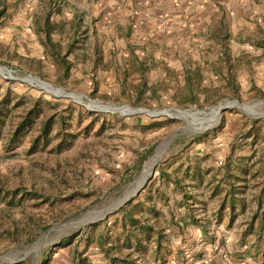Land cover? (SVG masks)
<instances>
[{"label":"rangeland","instance_id":"obj_1","mask_svg":"<svg viewBox=\"0 0 264 264\" xmlns=\"http://www.w3.org/2000/svg\"><path fill=\"white\" fill-rule=\"evenodd\" d=\"M2 1L8 14H4L0 20V64H8L33 72L52 84L69 91L84 93L93 99L110 101L116 104L128 103L132 106H141L149 109L176 105L194 107L196 109L179 111L177 116L180 119H171L169 121L163 117L154 119L145 114L125 117L116 113L109 114L106 112L89 111L79 104L73 103L75 105L73 106L66 104L67 102L59 101L58 110L69 118L68 131L72 135L67 136L68 141L65 145L58 147L60 138L54 137L46 145L39 144L31 152L29 149L36 134V131L33 129V131L20 138L14 149L7 151L6 145L10 129L17 120V115L21 108L20 105L13 107L16 99H12L9 104V107L12 108L6 117L5 124L2 126L0 137V187L8 189L22 184L47 192H58L61 195V200L38 206H35L32 202H28L25 206H18L12 210H8L0 202V254L10 249H13L11 253L17 251L26 252L47 233L49 228L77 219L88 210L108 206L117 198L122 197L129 184L139 177L144 166L145 168L148 166L149 162L147 164L146 162L168 141L160 144L153 153L155 146L171 133H175L173 140L164 148L163 155L156 165H154L153 174L151 176L148 175L149 177L147 176L148 178L144 187L132 198L133 203L147 200L149 197L157 198L154 191L157 190V187H162L161 182L159 183L160 178L158 177L161 171L166 172L169 167L175 166L176 160L182 159L183 161V157L192 155V153L195 155V152L201 149L202 145L197 141H193V138L202 136L201 140L208 141V144L211 146L209 148L210 155L215 160L221 158L223 161L229 153L232 143L236 145L235 152L237 154L251 155L256 150L254 146H250L251 138L242 136L240 131L246 123H249V120L264 118V115L260 117L253 116L260 113L264 114V90L253 89L252 92H249L250 89H247L240 91L236 87V78L235 74L231 73L232 71L230 73L235 78L232 86L228 83L224 85V81L220 75L209 77L205 81H201V84L194 85L193 93H197L198 100L192 103H179L177 98L184 93L188 94V91L181 92V95L176 94L178 90L174 86L175 83L171 81L174 77V73L172 74L171 72L167 73V75H170V81L166 82L163 88L159 87V92L155 94L145 93L137 95L134 90L127 87L126 89H120L119 87L110 89L105 97L100 96V94L83 92L76 86L69 87L66 84L59 83L55 79L52 70L50 71V68L42 69L43 65L41 66L40 63H37L26 51L25 45L30 39L27 28L34 20H30L29 14H25L24 11L25 8H29L31 5L25 4L24 6H20L17 2H13V0ZM259 4L261 8L260 15H258L260 16L259 19L254 20L247 17L248 21L246 23L243 22L245 23L244 27L264 28V2L261 1ZM47 6L45 0H35L32 10L36 11V15L41 18ZM12 11L14 13L11 14ZM249 15L252 17V13H249ZM256 51L257 49L255 48L245 46L239 48V56H243L242 61L244 63H251V66L259 65L264 70V52L257 53ZM198 61L200 63L221 62L219 58L210 62L206 59ZM225 63V66H230L232 70L233 64L227 63V61ZM31 65L38 72L31 69ZM215 67L218 68L219 66H214L211 71L215 70V72L220 74V70H216ZM206 71L209 72L208 69ZM261 87L264 88V85ZM7 90L17 98H21L24 102H30L40 96V93L36 89L0 78V99H2L4 92ZM43 98L46 101H50L45 96ZM231 102L248 103L252 111H245L238 106H226ZM220 105L227 108L221 111L219 120L213 126L197 132L189 131L186 128L187 121L198 122L199 120L209 119L218 111ZM107 107L111 108L110 106ZM43 108L45 111L52 112L50 107L45 103L43 104ZM114 109L123 111L119 107H114ZM135 119H139L143 123L150 121L151 123H165L160 130L149 135L147 141H141L136 135L124 132V128H129L127 126H132L134 130L135 124H131V122L135 121ZM239 140L241 141L239 142ZM124 143L127 144L126 147H124ZM144 144L148 147V152L145 155L146 158L143 160L139 158V161H137L134 158V149L138 145L143 146ZM122 147L126 149L123 154ZM126 152L128 153L126 154ZM64 178L67 179L66 182ZM164 178L167 181L168 178L166 176ZM135 186H137V183L129 187L130 191L134 188L136 189L137 187ZM76 190L81 192H73ZM221 198V195L207 196V201L199 203L200 211L197 212L200 219L204 221V224L206 226L210 225V228L207 227L210 232L207 236L213 237V235H216L217 238L223 239V244H207L205 241H208V237L204 236L199 226L191 221L183 226V232H179L177 228H175V231H172L170 228L167 229L166 237L162 240L161 247L157 248L152 241L146 242V249H133L134 254H137L144 264H262L259 253L253 257L251 255L242 256L243 254L239 255L237 252L234 255L231 252L233 249L238 247L240 253H245L246 246H242L241 243L236 242L237 240L229 242V237L227 235L224 236L222 232L233 231L234 237L240 239L238 233L240 231L244 232L251 212L255 208L253 193L248 194L245 213H239L237 207V214L232 222H229L228 214H225L222 218H219L215 214ZM161 204V200L159 199L157 206L160 209L164 205ZM29 213L35 216L38 219L37 222L40 225H44L45 228L38 231L33 242L30 244L12 241L4 232L5 229H13L14 223L23 225ZM176 214L180 215V212H176ZM119 216L120 214L115 211L107 217L96 221L99 223L97 226L91 227L90 225L93 223H90L80 228L69 229L58 238L50 239L45 243L38 255L36 252L30 253L28 256H22L24 258L19 262L32 264L34 260L36 264H40L42 258L47 256L48 264H73L71 259L73 253H75L78 256L77 259L81 256H86L92 263L107 264V260L104 259H102V262L96 261L97 258L94 255L96 252L92 247L96 242L98 234L101 231H106L108 227L112 230L111 239H114L119 229L114 228L112 223ZM230 223L233 226L227 228L231 225ZM217 225L223 226L224 229H213ZM88 235H91L93 241L85 248V239L83 238ZM245 235H247L246 238L250 239L255 237L252 233ZM66 238H70V242L60 246V242ZM250 247L252 249L256 248L253 242ZM7 263V261L0 260V264Z\"/></svg>","mask_w":264,"mask_h":264},{"label":"crops","instance_id":"obj_2","mask_svg":"<svg viewBox=\"0 0 264 264\" xmlns=\"http://www.w3.org/2000/svg\"><path fill=\"white\" fill-rule=\"evenodd\" d=\"M261 1L264 2V0H45L48 6L40 18L36 11L32 10L35 0H13L20 6L31 5L24 11L25 14H29L30 20H34L27 28L30 39L25 45L30 57L43 65L42 69L50 68L58 81L59 62L46 50L44 33L39 29L40 22L48 14L51 23L61 25L60 28L56 27L51 31V41L59 46L62 52L69 51L66 59L71 63L67 78L58 82L69 87L76 86L83 92L100 94L102 97H105L110 89L117 87L131 88L137 95L158 93L159 87L163 88L171 79L170 75H167L168 72L174 73L171 81L175 83V88L186 87L188 84L186 76L193 73L191 70L197 67L202 81L220 75L224 85L228 83L227 81L230 83V78L234 83L236 78V87L240 91L264 90L261 87L264 85V70L259 65L251 66V63H244L243 56H239V48L245 46L257 49V53L264 52V28L244 27L248 21L247 17L259 19ZM0 4H3L2 0ZM54 5L58 6L54 8ZM106 12L110 13L107 19L104 16ZM249 13H252V17ZM218 58L220 63L198 61L206 59L210 62ZM226 61L233 64L232 70L230 66H225ZM214 66H219L215 68L220 70V74L215 70L213 71L215 73L211 71ZM230 72L235 74V78ZM132 123L135 124L134 130L132 126H127L129 128H124V132L136 135L141 141H147L149 135L162 128L145 129L144 126L151 121L143 123L135 119ZM198 142L202 147L195 155L191 152L192 155H186L183 161L176 160L175 166L169 167L166 175H158L162 187H157L154 191L157 197L166 198L161 202L164 204L161 210L166 213V217L169 218L171 213L179 223L181 218L184 224L191 221L186 214V208L181 204L183 193L175 181H180L189 195L201 198L196 204L200 211L199 203L207 201V196L212 195L214 185L223 174V170L219 168L223 161L221 158L215 160L210 155L209 142L203 140ZM126 146L124 143V147ZM124 147L122 154L126 151ZM147 148L145 144L138 145L134 149V158L139 161ZM187 166L188 172L185 174L184 169ZM195 167H199L198 176L193 172ZM164 176L168 178L167 181ZM220 185L225 186V183ZM176 212H180V215ZM232 226L231 224L227 228ZM206 227L210 228V225ZM172 228L175 231L177 226L172 225ZM214 228L224 229L220 225ZM222 232L224 236L229 237V242L237 240L236 242L246 246L245 253H240V249L236 247L231 251L233 254L237 252L239 255L243 254L242 256L255 255L256 250L250 245L252 242L254 244L256 237L246 238L247 235L240 231L238 233L240 239H237L233 231ZM209 233L207 231L204 236ZM242 234L244 235L241 237ZM207 237L208 241L205 242L209 245L223 244V239L217 238L216 235ZM92 248L96 252L94 254L96 261L106 260L96 242Z\"/></svg>","mask_w":264,"mask_h":264},{"label":"trees","instance_id":"obj_3","mask_svg":"<svg viewBox=\"0 0 264 264\" xmlns=\"http://www.w3.org/2000/svg\"><path fill=\"white\" fill-rule=\"evenodd\" d=\"M57 6L58 5H54V8ZM5 12V5H0V20ZM56 27L60 28L61 25L51 23L48 14L42 19L39 25V29L44 33L46 50L59 62L58 81H61L63 78H67L71 63L66 59L69 51L62 52L59 46L54 45L51 41L50 33ZM30 67L35 72H38L33 65ZM189 72L190 70H188V73ZM191 72L193 73L188 74V77L186 76V80L188 81L186 87L177 89V95H181L183 91H188V94L184 93L177 98L179 103H192L198 100L197 93H193V86L199 85L202 78L198 67L191 70ZM228 84L231 86L233 85L232 78H230V83L228 81ZM43 96L44 95L40 93V96L32 101L24 102L21 98H17L15 95L11 94L9 90L4 92L2 99H0V137L2 126L5 124L6 117L12 108L9 107L12 99H16L13 107L18 105L21 106L19 114L17 115V120L10 129L7 145L5 144L7 151L14 149L20 138L33 131V129L36 131V134L29 149L31 152H33L39 144L44 146L54 137L60 138L58 143V147H60L67 143V136H72L71 132L68 131V125L70 124L68 121L69 118L58 110L59 101L52 99L46 101ZM44 103L50 107L52 112L44 110ZM66 104L73 105V103L69 101ZM167 120L171 121V119ZM164 123L165 122H153L145 125L144 128L162 127ZM240 134L244 137H250V146H254L256 150H254L251 155L237 154L235 152L236 145L234 143L231 144L230 151L225 156L220 166L223 170V174L212 190V195L222 196L215 214L219 218L228 214L229 222H232L237 214V207L239 213H245L248 194L251 192L253 193L255 208L251 212L250 219L247 221L244 234L252 233L255 235L257 239L254 242L256 247L255 254H260L262 264H264V118L249 120V123H246L245 126L241 128ZM201 138L202 136L193 138L192 140L198 142ZM240 141L241 140H239V142ZM147 152L148 150L140 157L141 160L146 158L145 155ZM187 172L188 166L184 169V173L187 174ZM193 172L198 176L199 167H195ZM161 174L166 175L167 173L161 171ZM64 180L65 182L67 181L65 178ZM175 183L183 193L181 204L186 208L188 218L199 226L202 233L206 234L208 229L202 219H200L199 213L197 212L198 207L196 205L201 198L197 195H189L185 191L184 185L180 184V181L176 180ZM221 183H225V186H221ZM73 192L81 191L76 190ZM157 199L163 202L166 198L158 196L155 200H153V197H149L147 200L135 203H133L132 199L127 201L116 211L120 216L113 221L112 226L118 228L119 231L114 239H111L112 230L109 227L106 228V231H101L98 234L96 243L100 251L103 252L104 258L108 262L107 264H144L141 262L142 259L139 258L137 254H134L133 249H146V242L151 241L155 243L157 248L161 247L162 240L166 237V230L170 228L173 231L172 225L177 226L179 232L184 231L183 226L185 222L183 219L181 218L179 223V221H177L178 219L176 220L171 213H169L170 216L167 218L166 213L157 206ZM58 200H61V195H59L58 192H47L22 184L8 189L0 187V202L3 203L8 210H12L18 206L23 207L28 202H32V204L38 206ZM37 221L38 219L29 213L23 225L14 223L13 229H5L4 232L12 241L30 244L33 242L38 231L45 228L44 225H40ZM98 224L99 223L96 222L90 226L94 227ZM83 239H85V248L93 241L91 235ZM69 242L70 238H66L60 242V246L68 244ZM77 257L78 256L73 253L71 259L73 264H95L86 256H81L79 259H77ZM47 258V256L42 258L40 264H48L49 261H47ZM11 264H24V262H14Z\"/></svg>","mask_w":264,"mask_h":264},{"label":"built area","instance_id":"obj_4","mask_svg":"<svg viewBox=\"0 0 264 264\" xmlns=\"http://www.w3.org/2000/svg\"><path fill=\"white\" fill-rule=\"evenodd\" d=\"M104 16L107 19L109 18L110 13L106 12ZM0 78L5 81L18 82V83L24 84L25 86L29 88L36 89L39 93H42L45 97L52 99V100H58V101H64V102L69 101L72 103L79 104L80 106L84 107L85 109L89 111L106 112L109 114L116 113V114H119L120 116H125V117L131 116V115H137V114H145L154 119L159 118V117H163L165 119H180L177 116L179 111H190V110L196 109L194 107H186V106H171V107H161V108L149 109V108L141 107V106H132L128 103L116 104L110 101L93 99L84 93H77V92L66 90L65 88L52 84L49 81L35 75L34 73L30 71L22 70L18 67H14L8 64H0ZM39 81L49 85L50 89L46 88L45 86H42ZM73 95H80L82 102L76 100L73 97ZM98 105H101V106L107 105L113 108L119 107V108H122L123 111L100 110L96 108Z\"/></svg>","mask_w":264,"mask_h":264},{"label":"bare ground","instance_id":"obj_5","mask_svg":"<svg viewBox=\"0 0 264 264\" xmlns=\"http://www.w3.org/2000/svg\"><path fill=\"white\" fill-rule=\"evenodd\" d=\"M40 84L42 86H45L46 88L50 89L49 85H47L46 83L40 82ZM73 97L76 100L82 102V99H81V96L80 95H73ZM100 106L101 105H98L96 108L97 109H100V110H106V111H108V110H115L113 107H111V108L107 107V105L102 106V107H100ZM226 106H238L239 108L244 109L245 111H248V112H251L252 111L251 106L248 103L247 104H241L239 102L238 103L231 102V103H229ZM121 110H123V109H121ZM220 116H221V108H219L218 111L216 113H214L209 119L199 120L198 122H194V121L189 122V121H187L186 128L189 131H196V132L197 131H200V130H205V129H207L210 126H213L219 120ZM172 140H173V138L170 141H168L166 144H164L163 146H161V148L159 150H157L156 153L146 162V164L149 162L148 163V166L146 168L144 166V168H143L141 174L139 175V177L136 180H134L132 183L129 184V186L125 189L123 195H129L130 193L134 192L135 188L132 189L131 191L129 189V187L132 184L137 183V186H138L140 183L144 182V180L147 178V176L149 175V173L152 170V168L154 167V165H156V163L160 160L161 156L163 155L164 148ZM137 186H135V187H137ZM72 224L74 226H70V227H67V228H65V227L64 228H60V227H57V226H53L41 239H39L37 241V243L33 247H31V249H29L26 252L17 251V252L11 253V255H9L7 257V259L8 260H12V259L19 258V257H22V256H28L30 253H33V252H36V254L38 255L39 254L38 253L39 250L50 239H56L60 235L66 233L69 229H73V228H76V226H78V224H76V223H72ZM22 253H23V255H22Z\"/></svg>","mask_w":264,"mask_h":264},{"label":"water","instance_id":"obj_6","mask_svg":"<svg viewBox=\"0 0 264 264\" xmlns=\"http://www.w3.org/2000/svg\"><path fill=\"white\" fill-rule=\"evenodd\" d=\"M243 104V103H241ZM219 108H221V111L225 108H227L226 106H222L220 105ZM264 114L260 113V114H255L253 115L254 117H260V116H263ZM175 133H171L169 134L166 138H164L160 143H158L154 150H153V153L156 151V149L158 148V146L160 144H163L164 142L166 141H170L173 137H174ZM152 153V154H153ZM144 165V164H143ZM155 167V166H154ZM154 167L152 168V170L150 171V174L149 176H151L154 172ZM143 168V166H142ZM142 170V169H141ZM141 172V171H140ZM148 176V177H149ZM147 177V178H148ZM147 178L144 180V182L140 183L137 188L134 190V192L130 193L129 195H123L122 197H119L117 198L115 201H113L112 203H110L108 206H105L103 208H100V209H91V210H88L86 211L85 213H83L80 217H78L77 219H74V220H71V221H68V222H64V223H60L57 225V227H60V228H67V227H70V226H74L72 223H76L78 224V226H76V228H80L81 226H84L86 224H90V223H94L98 220H101L105 217H107L109 214L117 211L120 207H122L127 201L131 200L135 195H137L140 190L144 187L146 181H147ZM81 220V221H80ZM52 228V227H51ZM49 228L47 230V232L51 229ZM37 242L34 243V245L36 244ZM43 247V246H42ZM41 250V249H40ZM39 250V252H40ZM11 251H13V249H10V250H7L6 252L0 254V260L2 261H7L8 263H14V262H19L21 261L24 257H21V258H15V259H12V260H8L7 257L9 255H11ZM38 252V253H39ZM32 264H36L35 261L33 260Z\"/></svg>","mask_w":264,"mask_h":264}]
</instances>
